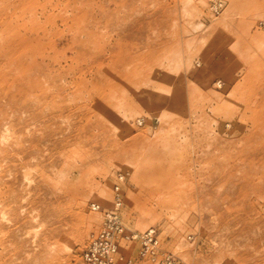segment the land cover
Returning a JSON list of instances; mask_svg holds the SVG:
<instances>
[{
	"label": "rangeland",
	"instance_id": "obj_1",
	"mask_svg": "<svg viewBox=\"0 0 264 264\" xmlns=\"http://www.w3.org/2000/svg\"><path fill=\"white\" fill-rule=\"evenodd\" d=\"M86 16L72 99L24 134L19 116L1 134L0 109V264H81L120 172L123 220L155 227L177 264H264V0H89ZM48 74L29 73L26 103L56 91Z\"/></svg>",
	"mask_w": 264,
	"mask_h": 264
},
{
	"label": "bare ground",
	"instance_id": "obj_2",
	"mask_svg": "<svg viewBox=\"0 0 264 264\" xmlns=\"http://www.w3.org/2000/svg\"><path fill=\"white\" fill-rule=\"evenodd\" d=\"M3 1L6 3L0 7V23L6 22L18 29L11 30L12 33H9L11 37L0 43V109H5L4 113H11L9 118L3 121L5 130L1 134H8L10 125L14 124L18 116L23 119L19 134H24L25 129H31L29 122L41 115L43 106H58L60 101L71 100L73 92H75L71 86L83 84L82 76H70V74L77 67H80V71L83 73L79 64L80 59L89 56V42L87 41L89 37L86 38L89 28L82 26V23L79 22L84 21L89 24V17H85L89 13V0ZM57 9L58 13L55 12ZM49 24H51V28L48 27ZM28 33L34 36L31 37ZM22 53L30 56V61L16 58ZM36 66H39L40 69L41 67L48 69L50 85L56 90L51 94H43L40 89L36 90L39 91L37 100L40 101V105L37 107L33 106L31 102L24 101L37 89L34 85L35 79L29 75ZM51 68L56 74L50 73ZM68 77L69 80H67ZM58 78H66V82L57 84ZM60 89L63 90L62 93L59 91ZM22 92L27 94L23 95ZM18 93L23 96L19 97ZM18 99L23 102L19 103ZM53 113L52 115H54ZM255 114L257 111L253 116ZM255 121L258 122H255L257 127L259 124L264 128V120L255 115ZM259 139H263L261 134H253L247 138L246 143H254ZM100 193H103V190Z\"/></svg>",
	"mask_w": 264,
	"mask_h": 264
},
{
	"label": "built area",
	"instance_id": "obj_3",
	"mask_svg": "<svg viewBox=\"0 0 264 264\" xmlns=\"http://www.w3.org/2000/svg\"><path fill=\"white\" fill-rule=\"evenodd\" d=\"M124 180L125 174L118 173L113 184V206L104 211L102 225L85 243L80 255L81 264H135L143 260L153 264H177V255L161 246L155 227L133 230L123 220ZM89 207L93 211H102L97 201H91ZM132 242L138 243L139 248L135 254H127L123 248Z\"/></svg>",
	"mask_w": 264,
	"mask_h": 264
}]
</instances>
